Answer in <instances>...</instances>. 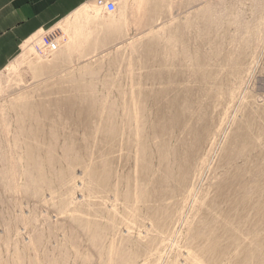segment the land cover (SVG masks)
<instances>
[{
	"label": "rangeland",
	"instance_id": "rangeland-1",
	"mask_svg": "<svg viewBox=\"0 0 264 264\" xmlns=\"http://www.w3.org/2000/svg\"><path fill=\"white\" fill-rule=\"evenodd\" d=\"M96 1L0 69V264H264V0Z\"/></svg>",
	"mask_w": 264,
	"mask_h": 264
},
{
	"label": "crops",
	"instance_id": "crops-1",
	"mask_svg": "<svg viewBox=\"0 0 264 264\" xmlns=\"http://www.w3.org/2000/svg\"><path fill=\"white\" fill-rule=\"evenodd\" d=\"M94 1L0 0V69L24 52L25 47L34 49L42 37L59 25L67 28V37L77 34V13ZM61 34H65L63 29Z\"/></svg>",
	"mask_w": 264,
	"mask_h": 264
},
{
	"label": "built area",
	"instance_id": "built-area-1",
	"mask_svg": "<svg viewBox=\"0 0 264 264\" xmlns=\"http://www.w3.org/2000/svg\"><path fill=\"white\" fill-rule=\"evenodd\" d=\"M96 3L108 13H112L116 10V4L113 1L97 0ZM41 43L43 47L49 48L50 51H55L60 46V42L58 38H56V35L46 36Z\"/></svg>",
	"mask_w": 264,
	"mask_h": 264
},
{
	"label": "bare ground",
	"instance_id": "bare-ground-1",
	"mask_svg": "<svg viewBox=\"0 0 264 264\" xmlns=\"http://www.w3.org/2000/svg\"><path fill=\"white\" fill-rule=\"evenodd\" d=\"M39 159V158H38ZM13 170V169H12Z\"/></svg>",
	"mask_w": 264,
	"mask_h": 264
}]
</instances>
